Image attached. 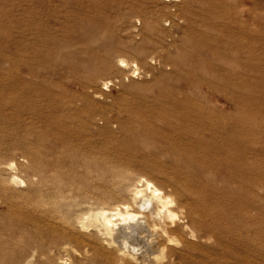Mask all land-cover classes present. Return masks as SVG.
Here are the masks:
<instances>
[{
  "label": "rangeland",
  "instance_id": "374dc122",
  "mask_svg": "<svg viewBox=\"0 0 264 264\" xmlns=\"http://www.w3.org/2000/svg\"><path fill=\"white\" fill-rule=\"evenodd\" d=\"M141 177L197 214L158 262L84 221ZM0 256L264 264V0H0Z\"/></svg>",
  "mask_w": 264,
  "mask_h": 264
},
{
  "label": "bare ground",
  "instance_id": "6f19581e",
  "mask_svg": "<svg viewBox=\"0 0 264 264\" xmlns=\"http://www.w3.org/2000/svg\"><path fill=\"white\" fill-rule=\"evenodd\" d=\"M121 63L128 64L126 60H121ZM191 168L193 167L191 166ZM196 178H198L197 180H199L200 182L199 174H197ZM14 180H16V178ZM131 183L132 182H130L129 185L127 186V189L129 191V198L124 196V199L125 198L127 199L124 202H122V204H119L115 207H112L114 205L112 206L110 205L112 208L107 206V208H102L88 217H86L87 215L86 214L84 220L90 222V226L95 225L99 229L103 228L105 231L104 234L110 236L111 238L110 244L116 243L119 251L125 256H129L127 258L131 257L134 260H138L137 259L138 254L141 253L143 250H146V252L148 251L152 252L151 255L154 256L153 259L154 261L157 262L162 261L166 257V251H165L166 248L161 247L159 250L157 249V251L155 250L152 251L151 248L152 246L150 247L151 243L149 241L153 240L154 236H161L163 238L166 236L167 240L172 241L174 239H172L171 236L175 232L176 233L179 232L183 234V236L187 234V232L185 231V227L190 228L191 235L200 236L199 230L196 228V224H195L197 219V214L193 206H191L190 204L185 206L184 208L186 209V212L181 216L176 212L177 210H175V206L177 205L178 202H176V200L172 196L168 195L163 189H161L159 186H157L154 182H152L148 178L141 177L135 183L132 184ZM189 187L191 190L192 184H190ZM112 192L113 191H111L110 194ZM116 192L118 194V191ZM113 194L114 192L111 195L112 198H113ZM113 199L115 200L116 198L114 197ZM114 200H110V201H112L113 203ZM119 200H121L120 197ZM115 202L117 201H114V203ZM83 209H85V207ZM94 209L96 208L94 207ZM148 218L151 219L150 221L152 224L151 228H153L152 235H150L149 233L152 231L151 228L150 231L145 226V223L149 222L147 221ZM84 226H87L86 222H84ZM141 231H145V232L147 231L149 235L144 238H140L139 233ZM116 251L118 250L116 249ZM2 257L0 258L1 260L3 259Z\"/></svg>",
  "mask_w": 264,
  "mask_h": 264
}]
</instances>
